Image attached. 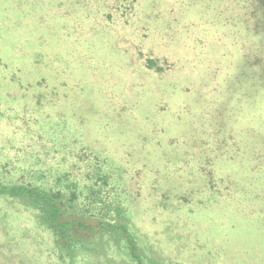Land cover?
<instances>
[{"label": "rangeland", "instance_id": "374dc122", "mask_svg": "<svg viewBox=\"0 0 264 264\" xmlns=\"http://www.w3.org/2000/svg\"><path fill=\"white\" fill-rule=\"evenodd\" d=\"M130 1L0 0L1 180L20 166L16 150L51 145L42 121L62 118L77 147L126 168L133 228L157 264H264V214L243 208L264 191V147L249 121L254 111L264 119V90L251 81L264 73V19L250 0ZM147 122L164 146L148 144L150 157ZM162 167L171 175L155 185ZM98 236L80 235L74 264H127L105 256ZM53 246L25 199L0 197V264H72Z\"/></svg>", "mask_w": 264, "mask_h": 264}, {"label": "trees", "instance_id": "16d2710c", "mask_svg": "<svg viewBox=\"0 0 264 264\" xmlns=\"http://www.w3.org/2000/svg\"><path fill=\"white\" fill-rule=\"evenodd\" d=\"M123 1L127 5L132 3L130 0ZM133 2H136V0H133ZM250 2L251 5H256L255 10L264 19V0H250ZM218 7L221 8L222 13L225 11L230 12L229 5H218ZM262 74L255 75L256 77L254 76L251 81L255 86L259 85L264 90V73ZM235 81L242 83L245 80L242 78L235 79ZM248 82L250 83V91L255 90L251 88V82L249 80ZM221 87L225 89L227 96L235 95L238 92V90H228L223 85ZM258 93L261 100L260 104L262 105L264 92ZM212 106L211 104L209 105L210 108ZM255 108L257 106L252 107L253 111ZM254 113L259 115V118L255 119L256 122L249 118L250 123H253L254 126L251 132L258 128V133H254L257 134L262 147H264V119L261 118V112L257 114L254 111ZM202 116L206 122L212 117L207 113H203ZM61 119L54 121V126H52L53 120L46 123L42 121L47 130L41 132L47 134L46 138L52 139L50 140L51 145L46 146V149L37 151L36 149L38 148L30 144L28 147L20 149V152L16 150V161L14 164L16 163L20 166L11 168L13 173H9L4 180L0 178V197H21L27 201L30 208L37 214L38 226L51 234L54 241V252L60 261L67 257L74 264V260H78L80 256L83 257L85 249H82V245L79 243L80 235H99L105 256L123 260L127 264H157L153 260L154 254L149 252L148 248L146 250L144 240L133 228L134 218H137L138 211L135 208L134 200L127 192L126 168L115 158H109L97 151L92 152V150L84 148L80 143L81 146L77 147L78 143L75 141V137L72 136L74 135L72 131L73 123L67 120L60 121ZM160 123L164 125L165 129H168L169 123H166L164 119ZM146 124L148 130H150L146 132L147 140L144 138L145 141L143 140L141 150L146 149L148 144L154 145L157 149L159 146L160 148L164 147L160 145L161 138L158 139L156 137L158 133L155 134L150 122ZM67 126L70 127L67 128ZM54 131L59 136L64 132L68 133H65V138L53 139V136H56L53 134ZM141 131L143 132V128ZM224 133L232 134L231 131ZM232 138L224 137V140L231 141ZM66 139L68 140L66 141ZM254 139H250V141L252 143L256 142ZM218 140H220V137ZM240 141L244 143V140L240 139ZM41 144L37 143L39 146ZM172 144V152L177 154L175 155L177 158H180L179 152L184 150V147L180 146L182 145L180 144V138L174 139ZM240 145V142L228 145L229 152L232 154L228 159L229 161H233L236 158V153L242 147ZM155 148L150 146V151L148 147L145 150H148L145 155L148 157L154 155L156 152ZM245 154L247 155L248 151ZM251 154L253 153L250 151L248 160L251 158ZM262 154L259 157L261 160L259 167L264 172V151H262ZM206 156L210 160L213 159L211 155ZM218 170L224 171L222 167H219ZM166 171L162 167V172L153 173V183L155 185L159 180L166 181L168 179L171 173L168 174ZM213 175L214 173L211 172L209 177ZM18 176L20 178L16 180L15 178ZM256 176L263 182L259 184L258 191H260L262 187L264 188V173L260 177L259 173ZM255 191L257 190L255 189ZM257 194L261 195L260 193ZM249 202L251 207H249ZM246 204V206H243L245 211L247 209L249 213L251 211H262L258 213L264 214V191L263 197L250 199ZM102 240L105 242H102ZM110 242L118 247V251H113Z\"/></svg>", "mask_w": 264, "mask_h": 264}]
</instances>
